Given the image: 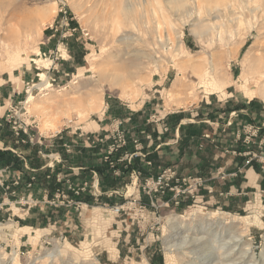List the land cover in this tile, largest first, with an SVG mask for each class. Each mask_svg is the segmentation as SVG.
<instances>
[{
  "label": "rangeland",
  "instance_id": "374dc122",
  "mask_svg": "<svg viewBox=\"0 0 264 264\" xmlns=\"http://www.w3.org/2000/svg\"><path fill=\"white\" fill-rule=\"evenodd\" d=\"M230 111L244 136L231 125L220 142L184 137L178 167L202 180L176 203L156 184L147 120L184 119L191 135ZM118 122L132 144L153 134L146 172L125 164L122 188L101 184L81 204L69 180L46 201L43 177L34 192L18 174L31 141L79 147ZM263 122L264 0H0V128L25 150L0 140V264H224L223 242L235 264H264Z\"/></svg>",
  "mask_w": 264,
  "mask_h": 264
},
{
  "label": "crops",
  "instance_id": "0c3cea01",
  "mask_svg": "<svg viewBox=\"0 0 264 264\" xmlns=\"http://www.w3.org/2000/svg\"><path fill=\"white\" fill-rule=\"evenodd\" d=\"M235 115L236 112L232 111L228 113H220L216 118L213 119V121L209 120L213 124V132L208 131L209 128H211L209 127L201 129L202 131L199 130V133L193 131L191 132V135H187L185 132L186 125L184 119L177 122L174 120H170L169 117H167V119L162 118L160 122L153 120L155 121V123H153L151 120H147L145 126L149 124H154L155 127H153L158 129L157 138L154 140L153 143L155 149L151 150L158 156V159L156 158L157 160L155 161V163L158 162V160L160 162L159 164L156 163V169H164L168 167V164L173 163L171 165L177 168L179 176L187 175L188 173L185 174V172H182L181 169L178 167L181 166L180 164H182L183 162H185V160L189 158L188 153L184 154L183 158L179 155L180 146H183V144L185 143L184 137L188 136L190 143L194 142V144L201 143L203 141L209 142L211 141L210 138L214 141L220 142L221 138L224 137L225 130L231 125H234L233 127H237V133L239 137L242 133L244 136V128L247 123L244 121H239L238 116L236 115L235 117ZM1 120L3 122V119ZM248 123L254 125L256 124V120L250 119V122ZM261 126H263V128H261L260 133H263L264 122ZM196 128L198 129V127ZM11 134L13 135L12 131ZM210 135L212 136L210 137ZM143 138L146 142L145 146L139 142V144L136 145L135 141L137 140H133L134 144H132V137L130 136V141L127 143V145H125L123 148L120 149L119 152L112 156V159L116 160V167L110 165L104 160V154L108 147V143L95 145L87 141H82L80 143V146L76 147L77 145L72 143L67 144L62 142L60 144L56 141H54L53 143V141L51 140H49L48 143H45L43 145L39 144V142L37 141H31L29 143L30 148L28 150V157L30 159L29 164H31L30 166L27 165L29 171L25 170V164L24 169L22 167V170L20 169L21 166H18L17 172L18 174L27 173L29 179L34 182V186L32 188L34 192L36 191L37 187L35 181L37 180L39 182L43 177V188H40V190H42V193H44L46 201H48L49 196L52 195H63V197L68 196L65 195L66 192L64 188L68 189L67 184H69L68 182L70 180L73 182V187L84 189L79 194H77L73 189L71 190L69 188L71 190L69 191V196L72 199L77 200L76 202L85 204L84 201H89L90 199L99 194L101 184V188H103L105 192L122 188L120 187V183H118V180H120V178H122L124 174H127V171L128 174L131 172L129 169L124 168L125 164L126 166L130 164L131 169L138 168L140 172H146L147 169L145 170L144 168V166H146V164L144 163V158L151 157L149 150L150 148L148 149L147 147L152 144L153 134L147 132L145 133ZM0 140L2 141V144L4 146L3 149L7 150L11 147L12 151L19 156H21V154H19V151L16 152L14 149L25 151L22 148H19L14 145L16 141H12L10 139L6 140V138L3 136L2 128H0ZM47 148H51V154L48 155V158L44 156V159L41 163L37 164L36 166H33L35 165V162H33L34 158H36L37 155L38 158H40L43 154L42 150H45ZM247 148V146H242L240 148V154H242L244 150L247 151ZM76 149H78L79 151H76ZM31 150L37 153V155L31 152ZM126 153H138V155L132 159H123V156ZM115 156H118V159ZM234 158L235 156L232 160H234ZM232 162L233 161H230V164ZM120 168H122L121 171H119Z\"/></svg>",
  "mask_w": 264,
  "mask_h": 264
},
{
  "label": "built area",
  "instance_id": "2783aa9c",
  "mask_svg": "<svg viewBox=\"0 0 264 264\" xmlns=\"http://www.w3.org/2000/svg\"><path fill=\"white\" fill-rule=\"evenodd\" d=\"M52 28H55V31H59V28L51 25ZM62 32V37H66L68 30L66 31H60ZM121 122L117 123V127L115 128L116 131L110 133V134H105V135H96L93 134L91 136H88L87 139L89 140L90 143L98 145V144H105L108 143L109 140H112L111 138H115L114 142H110L108 144V147L105 151L104 154V160L108 162L110 165H114L115 162L112 159V156L116 154L117 152L120 151L121 148H123L125 145H127V135L126 133L120 128ZM248 128L250 129V135L256 134L257 129L255 125L249 124ZM250 135L247 136V141L250 139ZM135 144L138 145V141H135ZM138 153H126L123 156V159H132L136 157ZM202 179H199V177H192L191 175L189 176H179L178 170L174 166H168L163 169L162 173L158 177V180L156 181V184L163 185V183H166V186H170L171 190L177 189L176 194H175V202L179 203L180 202V194L185 193V191H193L194 188H196L199 183H201ZM182 183V184H179ZM186 185L184 189H181V187ZM77 194H79L84 188H72Z\"/></svg>",
  "mask_w": 264,
  "mask_h": 264
},
{
  "label": "bare ground",
  "instance_id": "6f19581e",
  "mask_svg": "<svg viewBox=\"0 0 264 264\" xmlns=\"http://www.w3.org/2000/svg\"><path fill=\"white\" fill-rule=\"evenodd\" d=\"M8 228V227H7ZM3 230V229H2ZM234 238H231L230 240L232 241ZM229 241V240H228ZM236 242V241H235ZM235 242H233V244L235 243ZM232 246V243H230V242H223L222 243V245H221V249H223L225 252H226V255H225V258H224V261H225V263L224 264H235L234 262H233V258H232V251L233 250H231V247ZM236 246H239V245H235V247ZM171 247H173V245H171ZM234 250H237V249H234ZM246 253H248L247 251H246ZM15 259V258H14ZM241 259V258H240ZM16 260V259H15ZM236 260H238L239 261V259H236ZM230 261V262H229ZM242 261V260H241ZM237 264V263H236ZM250 264H254V263H250Z\"/></svg>",
  "mask_w": 264,
  "mask_h": 264
}]
</instances>
